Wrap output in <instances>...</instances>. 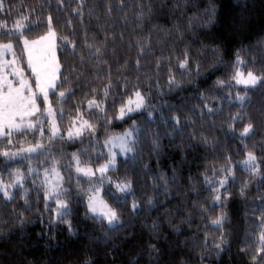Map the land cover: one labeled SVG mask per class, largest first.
<instances>
[{
	"label": "trees",
	"instance_id": "16d2710c",
	"mask_svg": "<svg viewBox=\"0 0 264 264\" xmlns=\"http://www.w3.org/2000/svg\"><path fill=\"white\" fill-rule=\"evenodd\" d=\"M49 31L56 125L88 127L71 139L47 128L0 138L1 179L21 177L0 194V264H264V0H0V47L30 79L22 41ZM237 71L258 84L235 86ZM135 94L143 109L118 120ZM128 130L115 169L75 174L73 154L102 166L104 143ZM248 155L254 170L240 166ZM97 189L116 226L89 214Z\"/></svg>",
	"mask_w": 264,
	"mask_h": 264
},
{
	"label": "rangeland",
	"instance_id": "374dc122",
	"mask_svg": "<svg viewBox=\"0 0 264 264\" xmlns=\"http://www.w3.org/2000/svg\"><path fill=\"white\" fill-rule=\"evenodd\" d=\"M24 53L26 56L27 67L31 73V79L28 78L22 68L17 64L11 53L10 45H3L0 47V138L9 135L13 132H18L25 129H43L47 128L52 138L65 137L66 139L79 137L88 127L81 118L73 120L72 125L64 132H60L56 125L55 117L52 108L49 106L48 94L54 91L58 82L59 66L56 58V37L55 34L49 31L44 36L28 41H22ZM240 76L237 77V73ZM248 81V83H238L237 81ZM259 78L251 74H243L237 71L234 79V85L241 88H250L258 84ZM40 98L43 102V114L40 118L31 119L32 116L39 113V104L37 99ZM240 99V98H237ZM144 99L140 94H135L126 104L120 109L117 119L133 115L143 109ZM79 129V135H76V130ZM55 132V135L53 134ZM69 133H72L69 136ZM120 138L123 142V150L120 147H114L112 141ZM132 131L128 130L123 135L112 136L104 144L108 159L102 166L106 165V172L116 168V157L125 156L130 151V145L133 141ZM120 141L117 140V143ZM19 149V155H34L35 152L24 151ZM17 153V152H15ZM13 154V153H12ZM12 154H8L9 156ZM17 156V154L15 155ZM20 157V156H18ZM242 168L254 170V158L248 155L241 163ZM93 169L94 175L86 177L76 171V163L73 166L75 174L79 177L93 179L101 177L96 169L100 168L89 166ZM60 176V175H59ZM53 177V172L49 171L43 176L44 183L49 200H54L59 195L60 179L53 181V184H58L57 194L53 195L50 191L48 181ZM61 178V177H60ZM21 177L15 174L13 181L7 184L0 176V194L8 198L12 190L20 186ZM122 190L125 193L129 192V186L123 185ZM95 194V193H92ZM91 194V195H92ZM101 199V197H100ZM106 210L102 211L99 208L91 210L89 207V197L87 200V210L89 214L104 220L108 226L113 227L119 224L114 212L108 207L103 200ZM58 203V202H57ZM58 205H61L58 203Z\"/></svg>",
	"mask_w": 264,
	"mask_h": 264
},
{
	"label": "snow or ice",
	"instance_id": "6c2138e0",
	"mask_svg": "<svg viewBox=\"0 0 264 264\" xmlns=\"http://www.w3.org/2000/svg\"><path fill=\"white\" fill-rule=\"evenodd\" d=\"M240 76V73H237V77ZM238 83H248V81H241L238 80ZM55 135V132L53 133ZM72 133H69V136H71ZM76 135H79V129L76 130ZM117 140H119L120 142L117 143ZM112 144L114 147H120L121 150H123V142L120 138H116L112 141ZM44 146L42 144H40L39 142L36 143L34 146L28 147L26 149H23L24 151H28V152H35L37 149L39 148H43ZM3 155H8V153H3ZM13 156L16 155V153L14 152L12 154ZM73 160H75L76 162V171L86 177H91L92 175H94L93 169L87 165L81 166L80 160L76 157V154H73ZM57 163L56 160H53V168H52V172H53V177L51 180L48 181L49 186H50V191L53 195L57 194V188H58V184H53V181H58L60 179L59 176V172L57 171L55 164ZM107 168L106 165L105 166H101L100 168L96 169L97 172H99L101 175H103L106 172ZM218 199V197H217ZM89 207L91 210H96L97 208H99L100 210L104 211L106 210V206L104 205V202L102 199H100V190L97 189L95 194H92L89 196Z\"/></svg>",
	"mask_w": 264,
	"mask_h": 264
}]
</instances>
